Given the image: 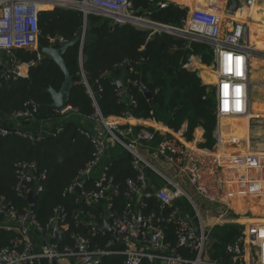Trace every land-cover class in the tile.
<instances>
[{
  "label": "built area",
  "instance_id": "1",
  "mask_svg": "<svg viewBox=\"0 0 264 264\" xmlns=\"http://www.w3.org/2000/svg\"><path fill=\"white\" fill-rule=\"evenodd\" d=\"M251 1L248 0V4ZM166 5L167 2L160 3L161 7ZM55 6L81 11L86 20L92 14L111 18L114 24H131L140 30H149L150 35L165 32L187 40L188 47L193 42L208 44L213 52L211 66L216 77L214 91L218 120L225 116L248 114L251 58L257 52L250 44L251 28L233 15L227 26L222 13L211 7L192 9L183 25L174 26L152 20L135 9L131 0H0V52L3 51L7 59L6 62L0 55V85L2 79L28 77L29 68L35 62L19 61L15 51L20 48L37 50L41 34L39 13L46 7ZM224 25L227 26L225 30ZM68 40L57 34L50 38L49 46H60ZM41 55L39 53V57ZM83 59L81 51V66ZM198 60L199 56L192 54L185 66L196 70ZM123 63L126 68L130 66L131 71H135L133 63L137 62L127 60ZM81 75L95 111L80 116L78 109L70 104L62 110L55 109L64 120L74 115L80 116L84 125L80 131L90 140L93 149L91 159L78 170L65 190L68 194L76 195L75 201L80 204L73 216L76 229L69 233L71 243L61 246L56 241L61 230L69 228V215L64 206L55 208V215L50 218L46 228L40 224L33 209L37 196L44 191L43 181L47 178V172H39L35 161L19 160L15 163L17 182L14 190L17 195L27 199L28 206L20 209L12 200L0 195V230L14 233L9 245L0 246V264H36L42 260L48 261V264H103L106 257L112 256L121 258L120 264H264V222L256 221L262 216V210L254 213L247 208L237 212L231 208L223 198L225 185L219 158L214 155L209 170L214 192L209 190L208 183L203 182L199 165L190 172L183 173L180 167L176 172V175L184 174L192 185H197L195 188L203 199L199 204L179 181L163 173L142 154L140 147L148 146V142L157 134L156 129L140 126L138 130H133L132 127L123 126L121 119L132 115L130 113L105 117L83 68ZM127 82H131V79L128 78ZM120 88L119 94H122L123 86ZM139 89L144 91L142 84ZM130 100L136 102L132 95ZM38 110L39 104L29 100L22 110L9 116L20 124L25 120L33 123ZM50 127L51 132L55 128L56 133L62 131V124L55 123ZM48 129L40 125L38 134H34L28 127L8 126L0 122V137L18 135L36 142L44 138ZM220 131L221 127L217 135L218 148L224 145ZM52 133L56 135L54 131ZM116 143L133 155L132 164L138 172L136 178L126 181L127 187L123 192L126 201L121 211L114 205L115 195L120 188L110 174L111 164L108 162V151ZM158 150L173 162V156L168 152L173 153L175 149L167 139L159 143ZM249 155L255 157L252 160L256 161L257 173L262 174L264 163H257L259 155L256 152ZM147 167H152L165 180V186L145 192L147 187H151ZM33 190L35 200L30 202L27 195ZM152 198L160 203L158 211L149 209ZM186 203L190 205L191 213L186 211ZM202 205L206 207L203 212L200 208ZM245 218L248 221H243ZM107 224L110 231L105 229ZM225 224L239 225L241 228L237 240L227 246L232 262L212 259L206 253L211 234ZM45 230L48 234L44 233Z\"/></svg>",
  "mask_w": 264,
  "mask_h": 264
},
{
  "label": "trees",
  "instance_id": "2",
  "mask_svg": "<svg viewBox=\"0 0 264 264\" xmlns=\"http://www.w3.org/2000/svg\"><path fill=\"white\" fill-rule=\"evenodd\" d=\"M131 1L135 9L142 11L152 20L174 26H181L189 14L187 7L172 2H167L165 7H161L159 2L163 0ZM85 20L83 12L60 6L42 9L39 13L41 29L39 43L42 46H49L50 38L57 34L71 39L82 31L86 24L83 47L77 43L69 47L64 55L67 68L74 80L70 105L78 109L80 116L95 111L81 75L83 68L105 117L125 116L130 113L136 118L161 120L175 131L186 122L188 124L186 136L189 140L194 129L201 125L205 129L206 139L201 146L214 145L213 133L217 126L214 86L211 88L204 83L198 70H191L185 66L192 54L198 55L202 64L212 65L211 46L193 42L188 47V41L185 39L173 37L165 32L150 35L149 30H140L131 24H114L111 18L103 16L89 14L86 22ZM259 42L264 50V29L261 30ZM81 51L84 55L82 66L79 61ZM15 55L21 62L35 63L29 68L28 77L2 79L0 112L12 115L22 110L25 102L34 100L39 104L36 120L30 124L21 123L20 126L28 127L34 134H38L40 123L47 120L62 124V131L56 133V128L53 129L55 135L48 129L44 138L36 142L18 135L0 137V195L12 200L20 209L28 206L27 199L17 195L14 190L17 182L15 163L19 160L35 161L39 172H47V178L43 181L44 191L37 196L33 209L40 224L46 228L50 218L55 215V208L58 206L66 208L69 228L62 229L56 239L63 246L71 243L69 233L76 229L73 216L80 207L75 201L76 195L68 194L65 190L78 170L91 159L92 144L80 131L84 125L79 115L62 120L60 113L47 105L52 101L48 88L52 86L58 90L64 80V74L58 64L43 55L39 57V52L33 48L16 49ZM127 60L137 62L133 63L135 71L132 72L130 66L127 68L124 66L123 62ZM195 65L202 67V77L206 82L214 80L215 83L216 78L211 73V76L209 75L208 67L201 66L198 62ZM206 74L212 79L205 76ZM128 78L131 82H127ZM119 80L123 82L122 94H119L121 89L118 85ZM140 84L147 86L152 97H148L139 89ZM131 95L136 100L135 103L131 102ZM251 117L252 115L246 114L241 118H247L248 121ZM236 119L231 118V122H236ZM138 129L137 127L135 130ZM161 140V136L156 134L151 143L156 146ZM132 158L133 155L118 143L108 151L110 174L120 188L114 199V205L119 211L123 209L126 201L123 192L127 187V179L136 178L138 175ZM252 159L245 161V165L252 169L250 177L245 180L248 184L261 180L264 175V169L262 174L257 173L256 161ZM219 161L222 166V161L230 162V159ZM262 162L264 163V159ZM229 169L234 182L243 181V178L238 176L239 170L233 167ZM203 182L208 183L211 192L215 191L210 178H203ZM226 189L236 196L230 186ZM149 203V209L155 211L160 209L157 199L152 198ZM187 205L189 204L186 203V209ZM231 208L237 212H243L247 208L254 213L262 210V216L256 221L264 219V208L256 209L244 205ZM244 220L248 221L246 218ZM214 232L210 240V243L212 242L210 257L232 262V255L228 252L227 246L240 236V226L225 224ZM44 233L48 234L46 230ZM13 234L12 231L0 230V246L9 245ZM121 261V258L112 256L106 257L103 264H120ZM36 264H48V261L42 260Z\"/></svg>",
  "mask_w": 264,
  "mask_h": 264
},
{
  "label": "crops",
  "instance_id": "3",
  "mask_svg": "<svg viewBox=\"0 0 264 264\" xmlns=\"http://www.w3.org/2000/svg\"><path fill=\"white\" fill-rule=\"evenodd\" d=\"M231 1L232 0H163L160 1L159 4L162 2H172L179 6L187 7L189 9V13L192 9L196 7H211L222 13L223 17L226 19V23L229 19L232 20L230 17L231 15L235 16L236 14L237 16L235 17H238L239 15L238 19L244 21L254 31L259 30L261 32V30L264 29V0H252L250 4H248V0H239V6L233 14H230L229 12V6L231 4ZM188 16L186 17V19L188 18ZM252 59L253 58H251V84L259 82L255 81L258 80V78H253ZM198 63L201 66H207L202 64L200 60H198ZM197 69L198 71H202V67L200 66H197L196 70ZM202 73L203 72H199L203 82L205 83L206 81L203 79ZM209 82L210 81H208V83ZM253 102L254 98H252V96L250 95L248 99V114H251L253 118L263 117L264 105H262V107H259L260 111H258L255 109V104ZM60 119L64 120L63 117H61ZM218 121L219 120L217 118V126L213 133L215 143L213 146L207 147L201 146L206 140L204 137L205 129L201 125L197 126L194 129V131L192 132V138L189 140L186 136V131L188 129V124L186 122L182 124L179 130L175 131L173 128H170L161 120H157L155 118L144 119L136 118L133 115H128L126 116V118L121 119V123L123 124V126L132 127L133 130H135L137 127L140 128V126H148L151 129H156L157 134H159L162 138L160 143L167 139L168 143L172 145L175 149V152L173 153L170 151L168 152L169 155L173 156V162H170V159L158 150L159 144L155 146L151 143L155 138L148 142V146H141L140 150L142 154L154 165L159 164L160 167L156 165L159 169L163 167L168 170V173H166L160 169L163 173L167 174L169 177H174L175 180L176 178H178L179 180L177 181H179L183 185L189 182L188 180H186V176L184 174L181 173L180 175H176V172L178 171L179 167L183 173H186L187 171L190 172L193 168H197V165H199L198 171H201V173L203 174V178L207 179L211 178L209 170L211 169L210 167L212 166L214 155L225 159H230V157L239 156L248 159L254 158V156H250L249 154L254 155L256 151H253L250 147H248L246 140H244L247 139L248 135L247 118L240 117L236 119V123L234 125L231 124V118L221 119L220 136L222 135V137H229L232 142H236V147H232L226 144H221L219 148L217 147L216 144L219 129ZM0 122L8 126L20 125V122L15 121L11 118V116L4 115L1 112ZM55 123L56 122H53L51 124L49 121L44 120L40 123V125L50 129V126H53ZM151 159H153L154 161H152ZM149 179L150 186L153 190L158 187L165 186V180L155 170L154 174L152 173ZM190 185L192 184L190 183ZM250 206L255 207L256 209L264 208V205L258 200ZM186 211L188 213H191V207L190 210L189 208H187ZM258 222H264V219Z\"/></svg>",
  "mask_w": 264,
  "mask_h": 264
},
{
  "label": "rangeland",
  "instance_id": "4",
  "mask_svg": "<svg viewBox=\"0 0 264 264\" xmlns=\"http://www.w3.org/2000/svg\"><path fill=\"white\" fill-rule=\"evenodd\" d=\"M225 21H226V19H225ZM229 21H230V19L226 23L227 26H228ZM227 26L224 25L223 30H225ZM256 51L257 52L253 55L254 57H252L253 58L252 59V67H253V70H252L253 73L252 74H253V78H258V80H255V81H259V82L252 83L250 86V90H251V96H252V98H254L253 103L255 104L254 105L255 109L260 111L259 107H262V105H264L263 104V102H264V51L257 50V49H256ZM260 57H263V58H260ZM206 67H208V70L210 71L209 75L211 76V74H213V72L211 70L212 66L207 65ZM199 72H202V71L199 70ZM205 76L209 77L208 74H206ZM209 79H212V78L209 77ZM205 83L210 85L211 88H213V86H214V80H211L209 83L208 82H205ZM218 123H219V128H220L221 127V120H219ZM244 140H246L248 147H250L253 151H256L257 155H259V159H258L257 163L262 162V157H264V116L263 117H254V118L251 117L248 120V135H247V139H244ZM228 141H229L228 138L223 137V140L221 142L226 144ZM247 149H249V148H247ZM151 160L154 161L153 159H151ZM156 165L158 167H160L159 164H156ZM160 169L163 170L164 172L168 173V170L166 168L161 167ZM152 173L154 174V170L152 167L146 169V174L149 177L152 175ZM176 180H179V179L176 178ZM183 186L193 196L194 200L197 203H199V204L202 203V201H203L202 196L196 190L197 185H190V183H187ZM223 198H225L224 193H223ZM182 201L184 202L185 199H183ZM187 206L190 210L189 205H187ZM200 208H201L202 212L206 210L205 205H202ZM214 233L215 232H213L211 234V238H212V235ZM211 243L210 242L208 243V248H207V252H206L208 254H210L212 251L211 250Z\"/></svg>",
  "mask_w": 264,
  "mask_h": 264
},
{
  "label": "bare ground",
  "instance_id": "5",
  "mask_svg": "<svg viewBox=\"0 0 264 264\" xmlns=\"http://www.w3.org/2000/svg\"><path fill=\"white\" fill-rule=\"evenodd\" d=\"M182 1V0H177ZM46 8H52V7H46ZM231 14V13H230ZM235 16H237L235 14ZM239 17V15H238ZM261 32L254 31L251 29L250 32V44L253 48L257 50H262L259 42ZM197 63V62H196ZM195 63V64H196ZM249 99V98H248ZM251 115V114H249ZM242 116H225L221 119H229V118H240ZM236 122H231L232 125H234ZM228 142L226 145L236 147V142H232L229 137ZM219 160L225 159L222 157H219ZM248 160V158L244 157H230V162H224L222 161V168H223V175L222 179L224 181L225 185V198L229 202L231 207L238 206V205H244V206H250L253 205L257 200L260 201L264 205V175L261 180L255 181L253 183H246L245 180H248L252 173V169L247 167L245 165V161ZM229 167H233L234 169H237L240 171L238 176L243 178V181L234 182L231 177V172ZM236 167V168H235ZM227 186H230L233 193L236 194H230V192L226 189ZM260 192V193H259Z\"/></svg>",
  "mask_w": 264,
  "mask_h": 264
},
{
  "label": "water",
  "instance_id": "6",
  "mask_svg": "<svg viewBox=\"0 0 264 264\" xmlns=\"http://www.w3.org/2000/svg\"><path fill=\"white\" fill-rule=\"evenodd\" d=\"M238 6H239V0H232L231 1V4L229 6V10H230L231 14H233L237 10ZM46 9H48V8H46ZM138 14H140V12H138ZM86 21L87 20H85V22ZM85 33H86V24H85L82 31L76 33L71 39H69L67 42H65L64 44H62L60 46H56V45L42 46L41 44L38 45L37 51L40 54H42L45 58H49V59L55 61L64 74V80L62 82L61 87L58 90L52 86H50L48 88V92L51 94V97H52V101L47 104L50 108L62 110L70 104V98H71L72 88L74 86V80H73V76L69 72V69L67 68L64 55H65V53L69 47H71L77 43H79V44L82 43V40L85 38ZM0 55L7 62L6 54L3 51L0 52ZM124 66L126 67V65H124ZM118 85L120 87H122L123 82L121 80H119ZM142 88L148 97H152V93L147 88V86L142 84ZM22 123L23 124H30L31 122L28 120H25V121H22ZM77 190L80 191V188L77 187ZM151 190H152L151 187H147L145 189V192H150ZM27 198L30 202H34L35 190H33L31 193H29L27 195ZM105 229H107L108 231L111 230V228L108 224L105 226Z\"/></svg>",
  "mask_w": 264,
  "mask_h": 264
}]
</instances>
